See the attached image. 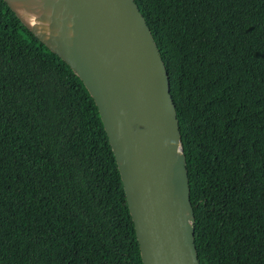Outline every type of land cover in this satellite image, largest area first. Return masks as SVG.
I'll list each match as a JSON object with an SVG mask.
<instances>
[{"label": "trees", "instance_id": "1", "mask_svg": "<svg viewBox=\"0 0 264 264\" xmlns=\"http://www.w3.org/2000/svg\"><path fill=\"white\" fill-rule=\"evenodd\" d=\"M175 104L200 264H264V0H135ZM0 264H142L80 78L0 0Z\"/></svg>", "mask_w": 264, "mask_h": 264}, {"label": "water", "instance_id": "2", "mask_svg": "<svg viewBox=\"0 0 264 264\" xmlns=\"http://www.w3.org/2000/svg\"><path fill=\"white\" fill-rule=\"evenodd\" d=\"M92 97L142 264H200L168 73L135 0H4Z\"/></svg>", "mask_w": 264, "mask_h": 264}]
</instances>
